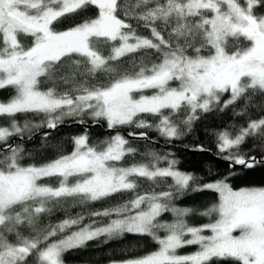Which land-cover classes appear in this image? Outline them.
Returning <instances> with one entry per match:
<instances>
[{
    "label": "snow or ice",
    "instance_id": "6c2138e0",
    "mask_svg": "<svg viewBox=\"0 0 264 264\" xmlns=\"http://www.w3.org/2000/svg\"><path fill=\"white\" fill-rule=\"evenodd\" d=\"M261 5L264 0H0V90L14 93L0 101V117L9 119L0 126V264H64L70 250L126 235L147 236L157 250L111 264H264V187L236 190L229 182L240 169L264 165V156L241 151L249 138L264 147V117L216 134L229 171L204 184L154 151L122 166L137 149L118 131L99 145L89 144L86 132L75 136L70 154L39 165H25L23 145L9 143L68 119L154 129L171 140L216 109L247 115L260 106L254 98H264V14L255 11ZM93 8L95 16L87 15ZM76 14L86 18L57 30ZM27 114L42 119H16ZM138 135L148 139L146 132ZM52 178L56 186L41 182ZM197 191L217 193L218 203L202 210L176 206L175 200ZM120 193L132 195L89 212L86 224L83 214L67 215L76 204ZM60 210L66 218L51 223ZM164 213L173 219L162 221ZM192 215L209 222L191 225ZM189 246L197 250L179 254Z\"/></svg>",
    "mask_w": 264,
    "mask_h": 264
},
{
    "label": "trees",
    "instance_id": "16d2710c",
    "mask_svg": "<svg viewBox=\"0 0 264 264\" xmlns=\"http://www.w3.org/2000/svg\"><path fill=\"white\" fill-rule=\"evenodd\" d=\"M255 11L264 14V5L256 7ZM96 10L91 9L87 15L95 16ZM86 18L84 14H76L64 18L61 22L57 23L55 27L57 30H66L82 22ZM134 26L136 22L129 21ZM138 34L151 37L150 31L144 28L137 29ZM127 59V58H125ZM49 85L42 84L41 88L46 89ZM11 89L0 90V101H7L13 95ZM146 94H151V90H147ZM260 96L254 98V103L260 105L259 107H250L249 112L245 116H236L230 108L220 111L219 109L213 110L208 113L200 115L191 128V131L186 132L179 139L167 140L159 135L154 129L147 128H134L130 126L121 127L119 129H112L110 134L106 133L109 130L105 121L99 123L88 119L84 125L100 124L96 128L86 129L81 124L74 122L71 119L58 126L55 130H50L41 127L39 130H34L32 138L29 140L25 137L20 140L13 137L9 143L15 141L21 143L25 149V158L23 163L25 165L35 163L37 165L55 159L61 154H70L74 150L72 138L81 134L87 133L89 137V144L99 145L101 142L110 139L117 131L129 140L132 147L137 149L135 157H125L120 162L122 166H129L133 162L141 161L143 153L154 151L159 155H166L168 158L177 161L176 167L185 173H191L195 176L203 177L198 183L204 184L207 182L215 181L229 171L228 162L220 159L217 148V133L228 129L235 132L239 126H246L249 117L251 119H259L264 117V103H262ZM223 101V100H222ZM242 103V102H241ZM239 107V105L237 106ZM143 118L147 119L150 123L155 124L156 120L143 114ZM16 119L23 122L25 119L33 123H39L42 119L40 116H33L32 114L17 115ZM9 119L7 117H0V126H7ZM81 125V126H74ZM51 132V135L45 139L43 134ZM129 132H134L136 136L127 138ZM146 132L148 139L139 138V133ZM38 134H41L37 136ZM203 148L204 150H199ZM187 150L188 152H185ZM241 151L246 152L249 156H256L260 159L264 156V147L261 146L259 141L249 138L242 146ZM30 153L31 155H28ZM143 159H150L144 157ZM161 167L167 166L166 161L160 163ZM210 172L212 174H210ZM42 183H51L53 186L57 185L55 178L46 179ZM229 182L236 190L244 187H264V165L258 164L252 169H240L237 173L231 176ZM169 183L171 179L169 178ZM143 189H147V182L141 180ZM161 189H157L160 191ZM164 190H167L166 188ZM131 193H120L113 195L104 201L89 202L84 205L76 204L69 208L67 215L75 217L78 213L85 216L84 223L89 222L88 213L91 211L102 210L107 207L114 206L118 203H123L125 200L131 198ZM218 203V194L213 191H197L189 195H185L177 200L175 204L178 207H193L195 209H204L211 204ZM65 207H68L65 205ZM66 218V213L62 210L56 211L50 218V222L55 224ZM105 222L108 218H104ZM162 221L170 222L173 217L171 213H164L160 218ZM188 222L191 225L199 226L209 222V218L201 217L198 215L189 216ZM212 219H215L213 217ZM103 238L94 240L87 244L86 247L76 250H70L65 253L63 260L64 264H111L112 261H122L132 257L143 256L152 251L157 250L155 242L151 241L147 236H133L126 235L123 239L113 240L103 243ZM195 251L194 246L185 247L179 250V254H191Z\"/></svg>",
    "mask_w": 264,
    "mask_h": 264
},
{
    "label": "water",
    "instance_id": "95a60500",
    "mask_svg": "<svg viewBox=\"0 0 264 264\" xmlns=\"http://www.w3.org/2000/svg\"><path fill=\"white\" fill-rule=\"evenodd\" d=\"M74 126H81V125H74ZM98 126H101L100 124H96V125H84L83 127L86 128V129H91V128H96ZM112 132V130H106V133L107 134H110ZM41 134H38L37 136H39ZM127 138H130V136H127ZM185 152H188L187 150H185Z\"/></svg>",
    "mask_w": 264,
    "mask_h": 264
},
{
    "label": "rangeland",
    "instance_id": "374dc122",
    "mask_svg": "<svg viewBox=\"0 0 264 264\" xmlns=\"http://www.w3.org/2000/svg\"><path fill=\"white\" fill-rule=\"evenodd\" d=\"M226 98H227V94H225V97H223L222 100H223V99H226ZM109 130H112V129H109ZM115 135H116V134H115ZM113 136H114V135H113ZM113 136H112V137H113ZM205 234H206V235H210V233H207V232H206ZM161 235H163V233H161ZM194 247H195V251H196V250H197V246H194ZM178 251H179V250H178Z\"/></svg>",
    "mask_w": 264,
    "mask_h": 264
}]
</instances>
